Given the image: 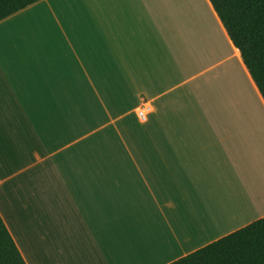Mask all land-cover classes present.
Here are the masks:
<instances>
[{
  "label": "crops",
  "instance_id": "1",
  "mask_svg": "<svg viewBox=\"0 0 264 264\" xmlns=\"http://www.w3.org/2000/svg\"><path fill=\"white\" fill-rule=\"evenodd\" d=\"M0 215L27 264H171L264 218V99L210 0L0 23Z\"/></svg>",
  "mask_w": 264,
  "mask_h": 264
},
{
  "label": "trees",
  "instance_id": "2",
  "mask_svg": "<svg viewBox=\"0 0 264 264\" xmlns=\"http://www.w3.org/2000/svg\"><path fill=\"white\" fill-rule=\"evenodd\" d=\"M42 0H0V23ZM264 99V0H210ZM0 264H27L0 215ZM171 264H264V218Z\"/></svg>",
  "mask_w": 264,
  "mask_h": 264
},
{
  "label": "rangeland",
  "instance_id": "3",
  "mask_svg": "<svg viewBox=\"0 0 264 264\" xmlns=\"http://www.w3.org/2000/svg\"><path fill=\"white\" fill-rule=\"evenodd\" d=\"M23 235V237H24V240H25V244L24 245H26V247H27V250H28V252L32 255L33 254V256H34V252L35 251H37L39 254L40 253H44V250H45V245L46 244H43L42 245V247H41V245H40V243L38 242V244H36V246H35V243H34V235H33V232H30V233H23L22 234ZM42 243V242H41ZM48 251V249H46V252ZM51 253H52V251H51ZM41 255V254H40ZM52 254H51V257H50V253H49V251L45 254V257L46 258H52ZM41 258H42V255H41Z\"/></svg>",
  "mask_w": 264,
  "mask_h": 264
},
{
  "label": "built area",
  "instance_id": "4",
  "mask_svg": "<svg viewBox=\"0 0 264 264\" xmlns=\"http://www.w3.org/2000/svg\"><path fill=\"white\" fill-rule=\"evenodd\" d=\"M147 110L145 108L141 109L139 111V117L141 118L142 121H145L146 120V115H147Z\"/></svg>",
  "mask_w": 264,
  "mask_h": 264
}]
</instances>
